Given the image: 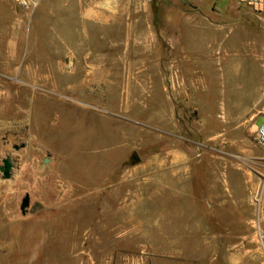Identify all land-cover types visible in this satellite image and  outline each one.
<instances>
[{
  "label": "rangeland",
  "instance_id": "1",
  "mask_svg": "<svg viewBox=\"0 0 264 264\" xmlns=\"http://www.w3.org/2000/svg\"><path fill=\"white\" fill-rule=\"evenodd\" d=\"M79 1L44 0L35 13H27L0 0V166L8 156L14 163L11 179L3 180L0 172V264H229L228 253L233 264L258 261L253 232L245 238L196 226V215L208 207L195 202L193 192L148 199L155 189L147 179H121L125 167L136 162L133 156L146 159L147 145L159 140L139 126L153 123L146 113H133L137 128L86 109L105 106L98 103L102 98L89 96L98 93L93 84L85 91L87 103L69 101L68 84L86 73L68 79L51 71L52 21L76 15ZM230 2L219 0L220 13L255 15L247 6L234 11ZM225 41L222 33L219 43ZM195 45L206 46L188 41V52H195ZM175 106L178 116L188 118L175 120L181 132L171 126L176 135L171 146L179 135L195 140L193 110L177 101ZM107 107L118 111L120 104ZM260 157L259 145L251 159L244 158L259 189L264 160L260 168L254 165ZM27 195L31 205L23 215ZM250 197L244 189L240 200L249 207L247 218L255 211Z\"/></svg>",
  "mask_w": 264,
  "mask_h": 264
},
{
  "label": "crops",
  "instance_id": "2",
  "mask_svg": "<svg viewBox=\"0 0 264 264\" xmlns=\"http://www.w3.org/2000/svg\"><path fill=\"white\" fill-rule=\"evenodd\" d=\"M78 3L81 10L76 15L52 21L51 71L58 78L60 72L66 73L68 79L86 73L79 82L68 84L69 101L87 103L85 91L93 84L98 93L88 92L89 96L102 98L98 103L105 106L86 109L135 126L138 116L133 113H146L153 123L139 126L159 140L147 145L151 152L146 159L140 157L125 167L121 179H147L155 189L148 199L193 192L195 202L208 207L195 214L196 226L240 232L245 238L247 231L253 232L261 258L252 264H264L255 231L258 179L244 162L254 156L259 146L256 131L264 122V16L220 13L219 0ZM227 4L234 11L245 6L235 0ZM222 33L228 41L219 43ZM188 41H204L206 46L195 45L196 51L188 52ZM176 101L194 112L195 140L179 135L178 144L171 146L169 140L176 136L171 126L181 132L175 120L188 118L186 113L178 116ZM107 103L120 108L112 111ZM256 159L259 166L254 167L260 168L264 157ZM200 180L203 197L196 192ZM244 189L251 195L250 209L255 208L248 218L249 207L240 200ZM226 260L233 264L235 259L228 253Z\"/></svg>",
  "mask_w": 264,
  "mask_h": 264
},
{
  "label": "built area",
  "instance_id": "3",
  "mask_svg": "<svg viewBox=\"0 0 264 264\" xmlns=\"http://www.w3.org/2000/svg\"><path fill=\"white\" fill-rule=\"evenodd\" d=\"M11 4L27 13H34L44 0H8ZM240 4L247 6L257 17L264 16V0H235ZM256 140L258 144L264 148V122H262L256 131ZM263 185L258 190L255 205H256V217H255V231L258 236V241L261 248L264 251V179H262Z\"/></svg>",
  "mask_w": 264,
  "mask_h": 264
},
{
  "label": "water",
  "instance_id": "4",
  "mask_svg": "<svg viewBox=\"0 0 264 264\" xmlns=\"http://www.w3.org/2000/svg\"><path fill=\"white\" fill-rule=\"evenodd\" d=\"M133 160L136 162L140 161V158L138 154L134 155ZM0 172L2 174L3 180H9L12 178L14 174V163L10 156H8L6 159L3 160V165L0 166ZM31 205V198L29 195H27L21 204V211L23 215H26L28 213V210Z\"/></svg>",
  "mask_w": 264,
  "mask_h": 264
},
{
  "label": "trees",
  "instance_id": "5",
  "mask_svg": "<svg viewBox=\"0 0 264 264\" xmlns=\"http://www.w3.org/2000/svg\"><path fill=\"white\" fill-rule=\"evenodd\" d=\"M157 9V8H156ZM159 16L156 17V25L159 26ZM157 27V26H156ZM203 178V171L199 170V173H198V179H202ZM196 192L198 193V195H201L203 197V184L200 180V182L197 183V186H196ZM204 203V202H203ZM205 205V204H204Z\"/></svg>",
  "mask_w": 264,
  "mask_h": 264
}]
</instances>
